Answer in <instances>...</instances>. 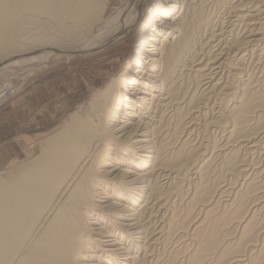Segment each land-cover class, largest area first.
Here are the masks:
<instances>
[{
  "label": "bare ground",
  "instance_id": "1",
  "mask_svg": "<svg viewBox=\"0 0 264 264\" xmlns=\"http://www.w3.org/2000/svg\"><path fill=\"white\" fill-rule=\"evenodd\" d=\"M179 1L0 0L9 75L148 14L141 56L0 172V264H264V0Z\"/></svg>",
  "mask_w": 264,
  "mask_h": 264
},
{
  "label": "rangeland",
  "instance_id": "2",
  "mask_svg": "<svg viewBox=\"0 0 264 264\" xmlns=\"http://www.w3.org/2000/svg\"><path fill=\"white\" fill-rule=\"evenodd\" d=\"M123 1L106 0L100 16L107 18ZM185 1H179V6ZM157 2L158 0H148L147 7L154 8ZM139 16L134 17L132 24L135 25L129 33L108 44L103 50L79 53L69 58H51L15 75L0 74V108H5L0 116L10 126L8 130L1 131L0 139L22 137L14 141L17 146L16 156L12 158L13 161H8V166L6 164L0 170L2 173H8L10 169L29 163L37 157L46 139L56 134L71 114L85 111L96 89L104 87L112 77L119 75L133 60L141 56L144 41L138 40L143 37L140 31L148 18L147 9ZM30 28L34 29L33 26ZM34 32L36 29L30 33ZM60 46L66 49V40L61 41ZM257 66L255 61L252 68ZM54 71L61 72L47 78ZM42 80L43 83L36 89L28 90ZM12 94L14 95L8 99L7 96Z\"/></svg>",
  "mask_w": 264,
  "mask_h": 264
},
{
  "label": "crops",
  "instance_id": "3",
  "mask_svg": "<svg viewBox=\"0 0 264 264\" xmlns=\"http://www.w3.org/2000/svg\"><path fill=\"white\" fill-rule=\"evenodd\" d=\"M60 72L61 71H54L53 73L50 74L49 78L54 77L55 75L57 76ZM43 81L44 80L33 84V86L29 87L28 90L32 91V90L36 89L38 86H40V84L43 83ZM4 109L5 108H3V107L0 108V115H2V111H4ZM7 125H9V124L4 123L1 119V116H0V133H1V131L5 130V129L8 130L10 128V126H7ZM8 138L6 137V138L0 139V170L3 169L6 166V164L8 166L9 163L11 161H13L12 158H15L16 151H17V146L15 144L16 142H14V141H18V139L22 138V137H17L15 139L14 138L8 139ZM8 161H10V162L8 163Z\"/></svg>",
  "mask_w": 264,
  "mask_h": 264
},
{
  "label": "water",
  "instance_id": "4",
  "mask_svg": "<svg viewBox=\"0 0 264 264\" xmlns=\"http://www.w3.org/2000/svg\"><path fill=\"white\" fill-rule=\"evenodd\" d=\"M64 53V52H63ZM80 52H73L72 54H79ZM50 76H48L47 78H49Z\"/></svg>",
  "mask_w": 264,
  "mask_h": 264
},
{
  "label": "built area",
  "instance_id": "5",
  "mask_svg": "<svg viewBox=\"0 0 264 264\" xmlns=\"http://www.w3.org/2000/svg\"><path fill=\"white\" fill-rule=\"evenodd\" d=\"M13 95H14V94H12V95H8L7 98L10 99Z\"/></svg>",
  "mask_w": 264,
  "mask_h": 264
}]
</instances>
